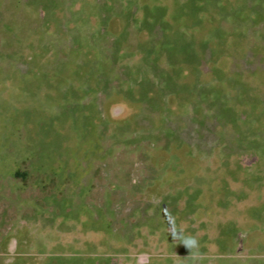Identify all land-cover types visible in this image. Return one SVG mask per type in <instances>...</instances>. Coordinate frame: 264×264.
<instances>
[{
  "label": "rangeland",
  "instance_id": "rangeland-1",
  "mask_svg": "<svg viewBox=\"0 0 264 264\" xmlns=\"http://www.w3.org/2000/svg\"><path fill=\"white\" fill-rule=\"evenodd\" d=\"M193 5L0 0V264H264V0Z\"/></svg>",
  "mask_w": 264,
  "mask_h": 264
},
{
  "label": "clouds",
  "instance_id": "clouds-1",
  "mask_svg": "<svg viewBox=\"0 0 264 264\" xmlns=\"http://www.w3.org/2000/svg\"><path fill=\"white\" fill-rule=\"evenodd\" d=\"M167 219L169 224L172 226V231L170 233L172 239L179 240L180 244H183L185 247L190 249V251L198 249L199 241L194 235L184 233L182 230H178L174 219L171 216H168Z\"/></svg>",
  "mask_w": 264,
  "mask_h": 264
},
{
  "label": "trees",
  "instance_id": "trees-1",
  "mask_svg": "<svg viewBox=\"0 0 264 264\" xmlns=\"http://www.w3.org/2000/svg\"><path fill=\"white\" fill-rule=\"evenodd\" d=\"M196 1V0H195ZM194 3V0H190V4L192 5V6H190V8L193 10L194 8H196V7H194V5H193V3Z\"/></svg>",
  "mask_w": 264,
  "mask_h": 264
}]
</instances>
